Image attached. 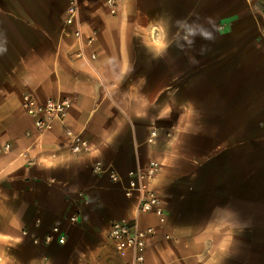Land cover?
<instances>
[{
	"label": "crops",
	"instance_id": "obj_1",
	"mask_svg": "<svg viewBox=\"0 0 264 264\" xmlns=\"http://www.w3.org/2000/svg\"><path fill=\"white\" fill-rule=\"evenodd\" d=\"M107 1L78 0L89 67L69 0H0V264H130L107 232L135 201L93 167L150 161L165 223L138 217L141 264H264V0ZM27 94L70 99L63 124L39 134Z\"/></svg>",
	"mask_w": 264,
	"mask_h": 264
},
{
	"label": "built area",
	"instance_id": "obj_2",
	"mask_svg": "<svg viewBox=\"0 0 264 264\" xmlns=\"http://www.w3.org/2000/svg\"><path fill=\"white\" fill-rule=\"evenodd\" d=\"M107 6L111 8V13L113 14L114 10L111 0L107 1ZM64 26L65 28H74L73 36L79 44V50L75 55L76 58L91 67L92 63L96 60V56L94 54L86 55L84 46L93 44L94 37L88 36L84 38L78 0H69ZM70 107L71 100L63 97L48 100L42 104L38 103L34 97L28 94L24 95L21 99V108L24 114L31 119L34 128L39 134L49 131L54 123L63 124ZM67 133L72 142V153L90 152L91 148L86 142L81 141L79 135H72L68 131ZM156 136L157 132L152 131L147 142L151 144ZM8 150L9 147L5 146L0 149V152ZM160 167L161 165L158 162L150 161L144 166L130 170L126 175L125 182L121 180L111 165L104 167L100 163H96L93 167L94 173L108 175L112 183L121 184L124 197L135 201L132 220L113 222L110 224L107 232L109 242L115 247L121 257H129L130 264L143 263L146 241L154 235L152 228L144 230L139 228L138 217L150 214L157 219L159 224L165 223L163 201L152 187V182ZM70 222L75 223L76 218L72 217ZM53 237H56L60 245H63L66 241L58 228L52 229L51 235L45 238V242L49 243ZM34 243L36 244L37 241H34Z\"/></svg>",
	"mask_w": 264,
	"mask_h": 264
}]
</instances>
